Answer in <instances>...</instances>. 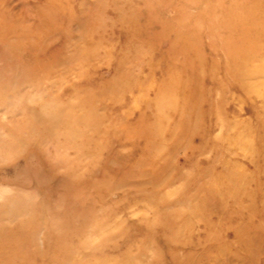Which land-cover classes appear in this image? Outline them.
Segmentation results:
<instances>
[{"label":"rangeland","instance_id":"obj_1","mask_svg":"<svg viewBox=\"0 0 264 264\" xmlns=\"http://www.w3.org/2000/svg\"><path fill=\"white\" fill-rule=\"evenodd\" d=\"M0 264H264V0H0Z\"/></svg>","mask_w":264,"mask_h":264}]
</instances>
